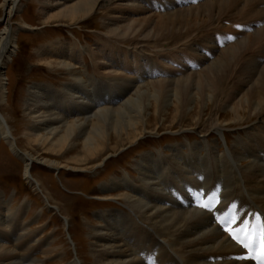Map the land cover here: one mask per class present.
Here are the masks:
<instances>
[{
  "label": "bare ground",
  "instance_id": "6f19581e",
  "mask_svg": "<svg viewBox=\"0 0 264 264\" xmlns=\"http://www.w3.org/2000/svg\"><path fill=\"white\" fill-rule=\"evenodd\" d=\"M183 1L37 0L45 23L61 19L74 25L100 15L105 42L85 48L67 43L65 50L59 47L43 62L51 70H63L68 82L61 91L29 87L26 109L35 121L32 128L47 133H24L27 142L59 152L77 147L79 140L90 164L130 149L149 131L144 112L153 100L157 106L152 116L158 121L168 119L170 106L175 110L171 120L179 112L195 119L197 111V133L205 143L138 159L139 188L127 182L128 175L115 179L125 191L119 198L128 214L107 211L99 215L100 226H89L85 242L91 264H256L236 258L248 251L231 239L217 217L234 218V228L247 221L249 231L264 223V0L178 4ZM21 3L5 1L0 104L3 71L15 54V34L22 29L11 27L9 18L21 10ZM166 50L173 51L171 58H163ZM227 121L238 127L252 125L222 152L208 137ZM106 128L113 135L107 136ZM10 130L0 113V139L18 155L28 184L40 190L30 175L34 156L15 152ZM213 193L211 212L198 207ZM0 203V243H6L0 244V264H36L32 256L39 241L24 233L25 206L12 214L10 200Z\"/></svg>",
  "mask_w": 264,
  "mask_h": 264
},
{
  "label": "rangeland",
  "instance_id": "374dc122",
  "mask_svg": "<svg viewBox=\"0 0 264 264\" xmlns=\"http://www.w3.org/2000/svg\"><path fill=\"white\" fill-rule=\"evenodd\" d=\"M5 1L0 0V34L7 6ZM21 2V10L9 18L11 27L20 26L22 29L15 34V54L6 63L4 71L2 70L5 94L4 102L0 104V113L15 138V152H27L34 156L30 175L32 181L38 183L40 190L28 184L18 155L13 154L10 146L0 139V202L10 200L9 211L12 214L21 206H25L21 220L26 226L24 233L32 235L33 241H39L36 248L38 250L32 256L36 264H91L90 260L87 262L90 258V248L85 242L90 233L89 226H100L102 223L99 215L107 211H122L128 214L119 198L125 191L117 185L115 179H123L128 175L127 182L133 181L134 186L139 188L142 185L138 178L142 175L136 170L138 159L150 154H169L170 149L176 146H184L186 149L189 144H200L205 147L203 139L197 133V111L193 114L195 119L181 117L179 112L171 120L170 113L175 110L170 106L166 114L168 119L165 122L158 121L152 116L155 115L157 106L152 100L150 107L144 112L145 118L150 119L149 131L143 133V137L130 149L121 148L115 155L101 156L90 164L81 150L79 140L76 141L77 147L66 146L59 152L57 149L51 151L35 142H27L24 133L32 137H44L47 133L32 128L35 121L28 116L26 109L29 87L32 90L55 88L61 91L68 82L63 70H51L43 62L50 61L52 51L59 47L65 50V46L72 43L77 48L93 47L102 45L105 41L100 32V15L93 18L88 16L74 25L61 19H52L45 23L44 18L38 14L37 0ZM190 2L186 0L178 4ZM56 42L55 46L42 48ZM35 52L43 57H37ZM163 53V58H171L174 54L170 50ZM84 63L91 74V64L86 56ZM156 66L163 67L160 64ZM192 113L191 110L190 114ZM251 125L238 127L228 121L222 123L220 130L210 132L208 143L217 142L220 150L225 152L226 144L231 146ZM105 132L107 136L113 135L109 128H106ZM0 205L4 206L1 203ZM102 219L106 220L108 216L103 215ZM41 245L45 247L42 248Z\"/></svg>",
  "mask_w": 264,
  "mask_h": 264
},
{
  "label": "snow or ice",
  "instance_id": "6c2138e0",
  "mask_svg": "<svg viewBox=\"0 0 264 264\" xmlns=\"http://www.w3.org/2000/svg\"><path fill=\"white\" fill-rule=\"evenodd\" d=\"M213 193L208 202L199 203L198 207L206 209L211 212V201L215 197ZM256 221L259 222L261 217L256 216ZM217 223L222 225L225 232L231 237L233 241L241 248L248 251L247 256H239L237 259H251L256 261V264H264V223H257L253 225L251 231L248 228V222L245 221L244 225L240 228H234L231 225L235 224V219L228 217H217Z\"/></svg>",
  "mask_w": 264,
  "mask_h": 264
}]
</instances>
